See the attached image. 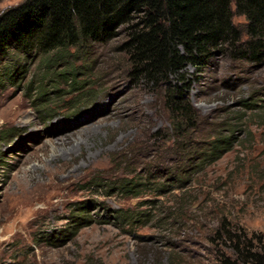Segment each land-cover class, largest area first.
Instances as JSON below:
<instances>
[{"label": "rangeland", "instance_id": "374dc122", "mask_svg": "<svg viewBox=\"0 0 264 264\" xmlns=\"http://www.w3.org/2000/svg\"><path fill=\"white\" fill-rule=\"evenodd\" d=\"M22 1L0 0V13ZM123 41L121 28L83 49L71 82L37 57L1 84L0 264H221L234 260L227 234L263 237L264 59L225 52L201 73L187 68L183 121L163 88L132 78ZM231 135L210 161L206 145ZM77 206L89 222L51 242ZM115 211L135 224L117 225Z\"/></svg>", "mask_w": 264, "mask_h": 264}, {"label": "trees", "instance_id": "16d2710c", "mask_svg": "<svg viewBox=\"0 0 264 264\" xmlns=\"http://www.w3.org/2000/svg\"><path fill=\"white\" fill-rule=\"evenodd\" d=\"M232 5L246 21L242 30L232 23ZM121 28L132 78L163 88L171 115L183 121L191 115L187 68L201 73L211 58L225 52L235 61L264 59V0H23L0 13V86L21 80L25 61L37 57L52 75L71 82L76 75L72 59L92 44L112 41ZM232 140L233 135L217 136L206 145V157L218 159ZM129 184L119 189L131 192ZM73 212L68 230L51 242H69L89 222L87 206ZM114 214L117 225L136 222L133 212ZM226 240L234 260L223 255L221 264H264V235L227 234Z\"/></svg>", "mask_w": 264, "mask_h": 264}]
</instances>
